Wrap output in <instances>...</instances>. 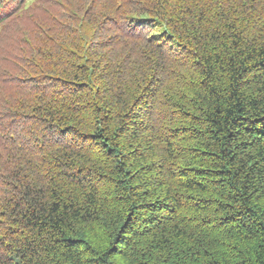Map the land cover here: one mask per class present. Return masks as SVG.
<instances>
[{"label": "trees", "instance_id": "16d2710c", "mask_svg": "<svg viewBox=\"0 0 264 264\" xmlns=\"http://www.w3.org/2000/svg\"><path fill=\"white\" fill-rule=\"evenodd\" d=\"M63 1L0 4V264H264V0Z\"/></svg>", "mask_w": 264, "mask_h": 264}, {"label": "rangeland", "instance_id": "374dc122", "mask_svg": "<svg viewBox=\"0 0 264 264\" xmlns=\"http://www.w3.org/2000/svg\"><path fill=\"white\" fill-rule=\"evenodd\" d=\"M15 1L17 0H0V4L9 9L15 7L13 18H19L20 21L22 20L21 22H25L24 16L26 14L42 16L49 12H58L59 9L55 6H61L64 2L63 0H19L17 1V4H14ZM7 22L9 21H6L5 23ZM6 29L7 27H3L1 31L4 32Z\"/></svg>", "mask_w": 264, "mask_h": 264}]
</instances>
